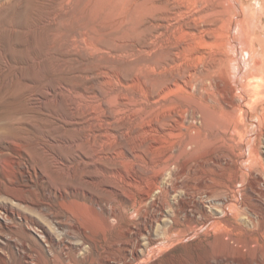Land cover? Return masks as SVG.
<instances>
[{"label": "rangeland", "instance_id": "374dc122", "mask_svg": "<svg viewBox=\"0 0 264 264\" xmlns=\"http://www.w3.org/2000/svg\"><path fill=\"white\" fill-rule=\"evenodd\" d=\"M201 1L0 0V221L5 222H0V264L2 257L12 258L8 244L1 242L11 237L28 241L31 264H62L59 259L42 261L37 254L40 247L46 254L52 251L64 257L77 251L82 256L84 249L76 247L83 238L63 214L69 210L79 214L76 218L88 227L89 237L98 246L88 255L94 262L103 244L98 237L106 236L109 243L121 232L118 227L107 232L99 226L92 206L98 204L101 211L100 206L110 210L128 205L113 192H106L109 184L121 188L129 180L131 186L125 188L143 199V210L151 213V190L175 185L159 177V167L154 168L149 155L141 151L153 137L163 144L172 139L155 126V118H161L162 112L163 116L175 115L176 121L173 118L170 125H211L212 119L226 123L218 115V99L223 103L243 96L264 115V0ZM206 2L218 3L213 7L220 6L222 11L199 15ZM216 63L223 72L214 67ZM205 69H210L209 74ZM176 80L189 90L180 87L162 93L165 85ZM204 100L211 101L204 105ZM192 105L205 110L206 121L201 114L193 116ZM236 116L237 123L247 122L240 110ZM154 128L158 133L151 130ZM255 132L249 128L245 135H253V144L258 140ZM187 137L175 136L171 146ZM189 157L187 151L182 152L183 161ZM51 186L54 198L49 197ZM170 194L168 202L173 204L176 196ZM185 196L190 200V195ZM200 197L206 204L214 201L204 193ZM7 207H15L18 214L12 217ZM168 211L164 210L150 236L159 234L161 238ZM128 212L124 221L134 216V207ZM241 219L253 234L237 236L236 248L225 252L237 260L228 264H264V239H255L256 227L246 224L244 216ZM42 225L59 244L46 241ZM228 235L225 233L226 238ZM147 236L139 238L144 248ZM131 240L134 244L135 239ZM191 240L176 244L173 251L151 264H186L189 257L207 264L206 256L215 255L219 248V244L210 246L208 239ZM226 240L228 246L231 240Z\"/></svg>", "mask_w": 264, "mask_h": 264}, {"label": "bare ground", "instance_id": "6f19581e", "mask_svg": "<svg viewBox=\"0 0 264 264\" xmlns=\"http://www.w3.org/2000/svg\"><path fill=\"white\" fill-rule=\"evenodd\" d=\"M203 1L204 0H202L201 2ZM218 1L222 2V0H218ZM205 4L206 6L203 7L202 9L203 12H200L199 15L218 14L219 12L222 11L221 9H219L220 7L219 5L218 8L213 7L218 3L216 4L212 3L213 4L212 5L206 2ZM223 18L225 17L222 16V19ZM199 55L200 54L198 53V55H194V56L198 58ZM204 55L207 56L206 54ZM203 59L205 60V58ZM216 65L218 66H214V67L215 68L218 67L220 71L223 69V68L220 69L221 67L219 66V63H216ZM197 70L198 69H196V72ZM201 70L204 71V69L202 68ZM205 70H207L206 71L207 73L208 71H210V69L209 70L205 69ZM196 72L193 71L194 74H196ZM184 84L178 80L172 81L168 83L167 86L165 85V87L163 88L165 92H163L162 90V93L165 94V93L174 92L177 89H180V87L183 88ZM184 88L189 90L190 87L189 88L184 87ZM217 89L219 91V88ZM221 94H223V89L222 92L220 90V96ZM217 96L215 97L217 98ZM221 97H223V95ZM242 97L237 96L232 101L224 100L223 103L219 99L218 101L220 102L217 103L218 101L216 100L217 101L216 103L218 104L219 107L218 115L220 117H225L226 120V123L224 122L220 124L216 123L214 119H212L213 121L211 125L210 124L207 125L205 122L203 126H198L196 124H192V125L190 124L185 126L184 122L181 121L179 118L177 120L183 122V124H181L182 126L178 122H176L177 124L175 125L174 124L170 125V121L175 119V117H172V115L174 114L171 115L169 113L168 115L166 114L167 116H163L164 112H162L163 113L162 117L159 118L160 116L157 115L158 112H160L159 114L161 115V111L159 109V111L156 114V116L159 117L157 119L155 118V123H156L155 126L158 130H161L162 128V132L160 131L162 134L164 133L168 138L170 137L172 138L171 140L168 139L169 141L166 143V144L170 143V147L169 146L166 147L165 146L166 144L164 143L165 144L164 145L160 141L159 137H153L148 140V144L144 145L141 151L144 150L143 153L146 152L145 153L146 156L149 155L150 157L149 161L152 160V162H154V168H156L157 166L159 167V172H158L160 173L159 177L163 178L164 181H169L170 183L167 182L168 184L175 183V185H172L173 187L171 188H168L167 186L164 189L157 188V191L153 190V192L151 190L153 198L150 199H152L153 202L151 204L153 210L151 213H148L150 211L146 212L143 210L144 207L143 199L140 200L138 198H135L133 194L134 192L131 189L128 190L127 188H125V186L128 187L131 186V182L129 180L124 181L125 184L121 188L116 185H110L109 182L108 183L109 186L107 187H110V189L109 190L105 189L106 192L108 191L113 192L115 195H117L118 198L120 197L122 199L124 204L128 203V205L125 207V209L112 206L110 210H107L106 207L100 206L101 211H99L97 209L98 204H95L96 206L93 205L92 208L94 214L98 217V219H100L99 226H103V228L107 230V232H111L113 228L118 227L121 234L119 233L113 239H110L111 241L109 243H108L109 239L107 240L106 236L98 237L99 242L101 241L103 242V244L101 251L97 252L98 257L96 256L97 258H95L93 262L92 258H90L88 255L92 251H95L98 246L95 243V241L89 237L88 227L84 223L80 222L79 219L76 218L75 211L73 210L64 211L63 214L66 216V218L70 219L71 228L76 232H78V234H80L81 237L83 238V240H81L82 242L77 243L78 246L76 244L77 246L76 248L79 247L81 249H84L83 252H80L83 253V255L81 254L82 256H80L78 253H76L77 251L76 252L74 251L72 253L68 252L64 257H62L58 255L57 252H54L55 253L54 255L52 251L49 252L50 254H46L44 252L43 247H40L37 250V254L39 255L40 259L48 263L51 262L53 263L55 262V260L59 259L62 262V264H86V263L116 264L114 260H118L119 262L121 261L120 264H151L152 262L159 259V257L162 254L168 252L170 249L172 250L173 249L172 247H174L176 244H179L181 242L183 243L184 241H188L189 239H192L191 241H193V239L195 241H200V240L203 241L208 239L210 240L209 242L210 246L219 244V248L216 252H214L215 255L210 254L206 256L207 264H228L229 260L231 261L237 260L236 257H235L236 259L235 258L233 259L232 257H229L228 253H225L226 250H228V248H232V249L236 248L237 245H233V242L237 240L238 238L237 236H240L241 234L244 233H246L247 235L253 234L249 226L246 227L247 225L245 226V224L242 223L241 220H244L241 219L242 216H244L245 220L247 221L246 224L249 223L248 225H252L256 227L255 229L256 231L255 230L254 231L257 232V236H255L254 238L264 239V131L262 130L264 125V115L263 113L262 115L259 113L260 108L258 106L256 107L250 106L248 102L243 100L244 97L243 99ZM225 98L227 97H224V99ZM154 101L155 100H153V102ZM163 101L161 102L163 103ZM204 101H205L204 105H207V103H209V101L211 100H204ZM157 103L159 104V100ZM157 103L155 105L158 106ZM183 107L184 106H179V109L181 108L182 110ZM192 107H191V111L192 114H194L193 115L194 117L196 114H201L202 117L204 114V116L206 117L204 109H201V107L199 106H194L193 108ZM204 107L206 109V106ZM237 110L238 111L240 110L241 114L246 117L247 119L246 123H240V124L237 123L238 122L236 120V117L238 116V115L236 116ZM254 115L259 116V119L255 120L253 118ZM151 118L152 117H150V120ZM204 121H206V118ZM149 123L150 122H148L147 124ZM151 126L149 127L152 128ZM165 128H168V130L166 129L167 130L166 131ZM249 128H255V130L257 131L255 132V134L258 135V140H256L257 142L255 144H253V135L250 134L245 136ZM157 129L154 128L151 130H153V132H156L154 130ZM180 134H183L185 136L188 135V137L184 139L182 143L171 146V143L175 141L174 137ZM238 139L240 141V144L238 142ZM78 146L81 147V145ZM183 151H187L188 154L190 155L189 159L186 161H183L181 159ZM96 154L94 153L93 155ZM127 154H129V156L131 157L134 156V153L128 148H127ZM99 155L104 156L105 154L101 153ZM144 160L147 161L148 158ZM138 167L140 166L138 165ZM111 184L114 183L111 182ZM53 188L54 187L51 186V188L48 190L50 198H54L53 192L55 191L53 190ZM172 191L175 192L174 195L176 196V200L173 204H170L168 202V198H169V194ZM141 193L142 192L140 191V194ZM144 193L146 194V192ZM201 193H204L205 195H207V197H209V199L212 198L214 201L206 204L204 199L200 197ZM174 195H172V197ZM185 195H190L191 196L190 200H187L185 198L187 196ZM61 200H63V196H61ZM97 202H99V200H97ZM61 206H63L62 202H61ZM132 207H134V211H135L134 216L132 214L128 217L129 218L128 221H124L125 216L129 215L128 210ZM167 207L169 208L168 217L165 226L163 228V234L160 232L162 234L161 238L159 234H156L155 237L150 236L151 230L154 228L155 224L160 219V216L164 214L163 213L164 210L168 209ZM58 210L59 209H57L56 211ZM17 211L15 207L14 208L7 207L6 212L9 213L10 215H13L12 217H14L16 214H18ZM55 213L58 215H62L59 214V212H55ZM76 215L78 216L79 214ZM136 217L139 219V222L135 221ZM24 218H26L27 220L29 216H25ZM93 223H91L92 227H96V225ZM1 224L5 225V222H2ZM41 227L46 233L45 235V237L47 238L46 241L50 242L53 245L60 243V242L57 243L56 237H54V234H52L50 230H48V228L45 227V225H42ZM225 233H228L229 237L226 238ZM145 234H148L147 236L148 241L146 240L147 245H145L146 247L144 248L143 244H142L143 247L141 246L140 244L141 241L139 238L141 235L143 236ZM131 238L135 239L134 244H131L132 241ZM226 239L231 240V243H228V246H226L227 245ZM1 242H5L8 244L7 247L9 246L8 247L9 252L12 254V258H9V256H7L9 259L2 257L1 264H31L30 258L32 256L30 255L29 252L30 246L28 245V241L25 238L22 239V237L21 238L11 237L8 240L7 239L2 240ZM256 244L257 243L255 242V245ZM198 247L199 246H197V248ZM215 247L213 249H215ZM121 249L123 252L120 251L118 253V250ZM7 255H9V253ZM186 259H187L186 264H200L199 260L198 259L196 260L194 257L193 258L189 257Z\"/></svg>", "mask_w": 264, "mask_h": 264}]
</instances>
